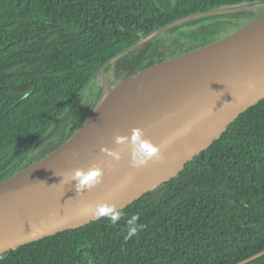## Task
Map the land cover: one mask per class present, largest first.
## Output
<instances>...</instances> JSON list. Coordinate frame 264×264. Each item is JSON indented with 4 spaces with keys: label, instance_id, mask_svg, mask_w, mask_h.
Wrapping results in <instances>:
<instances>
[{
    "label": "trees",
    "instance_id": "obj_1",
    "mask_svg": "<svg viewBox=\"0 0 264 264\" xmlns=\"http://www.w3.org/2000/svg\"><path fill=\"white\" fill-rule=\"evenodd\" d=\"M254 1L264 0H0V181L78 129L88 116L70 126L72 105L112 57L178 18ZM258 10L174 25L119 59V79ZM33 147L41 150L29 158ZM123 211L116 224L103 217L0 264H236L263 251L264 102ZM132 215L146 228L125 239Z\"/></svg>",
    "mask_w": 264,
    "mask_h": 264
},
{
    "label": "water",
    "instance_id": "obj_2",
    "mask_svg": "<svg viewBox=\"0 0 264 264\" xmlns=\"http://www.w3.org/2000/svg\"><path fill=\"white\" fill-rule=\"evenodd\" d=\"M259 9L190 46L180 48L114 84L103 81L109 65L153 41L164 30L216 13ZM105 92L82 125L61 145L0 181V258L18 248L99 220L96 204L125 209L177 177L241 117L264 102V1L233 4L178 18L124 49L99 70ZM94 77V78H95ZM252 80L255 87L246 88ZM142 127L164 158L140 167L115 135ZM124 158L109 168L101 148ZM99 164L103 182L78 194L61 183L70 170ZM114 163V162H113ZM43 181V182H42ZM264 250L236 264H247Z\"/></svg>",
    "mask_w": 264,
    "mask_h": 264
},
{
    "label": "clouds",
    "instance_id": "obj_3",
    "mask_svg": "<svg viewBox=\"0 0 264 264\" xmlns=\"http://www.w3.org/2000/svg\"><path fill=\"white\" fill-rule=\"evenodd\" d=\"M246 88L255 87V82L248 80L244 85ZM116 145H126L130 148V163L133 167H140L147 164L150 160H162L164 158L161 148L151 138L147 137L145 130L142 127H134L131 134L117 133L114 138ZM101 152L111 157L109 168L112 171L116 170L115 165L124 158V152L117 150V148H109L103 146ZM114 162V163H113ZM105 175V168L99 164H91L88 167H80L70 170L65 175L61 183L72 185L78 194H83L85 191H90L103 182ZM43 182V181H42ZM91 214L99 219L106 218L112 224H116L124 215L122 208L107 201L98 203L91 209ZM140 217L132 215L127 220V235L125 239H131L136 236L141 230L146 228L143 223H138Z\"/></svg>",
    "mask_w": 264,
    "mask_h": 264
},
{
    "label": "rangeland",
    "instance_id": "obj_4",
    "mask_svg": "<svg viewBox=\"0 0 264 264\" xmlns=\"http://www.w3.org/2000/svg\"><path fill=\"white\" fill-rule=\"evenodd\" d=\"M173 32L177 33V29ZM173 32H167L166 34H169V33L172 34ZM117 63L110 66V68L103 75V81L106 80L107 84H114L113 82L119 79L120 75H118L119 74L118 72L120 71V69L125 68V66H122V65L126 64V60H121L119 62V65L121 66H117ZM103 81L99 77L93 78L89 82L87 87L79 94V96L73 103V106L71 109L70 118L72 121H76L78 117H81L82 115H84L88 107L91 106L94 99L95 101L93 102V104L97 103L101 99L102 95L105 92V87L102 84Z\"/></svg>",
    "mask_w": 264,
    "mask_h": 264
},
{
    "label": "flooded vegetation",
    "instance_id": "obj_5",
    "mask_svg": "<svg viewBox=\"0 0 264 264\" xmlns=\"http://www.w3.org/2000/svg\"><path fill=\"white\" fill-rule=\"evenodd\" d=\"M179 25H180V24H179ZM181 27H182V24H181L180 27H178V29L181 28ZM178 29H177V32H178ZM199 41H200V40H199ZM191 45H192V44H191ZM188 46H190V45H188ZM184 47H187V46H184ZM184 47H182V48H184ZM118 75H119V74H118ZM94 101H95V99L93 100V102H94ZM93 102H92L91 106L88 107V109H87V111H86V113H85L84 115H87V116H88V115L90 114V112L94 109V108H93ZM72 106H73V105H72ZM84 115H82L81 117H83ZM81 117H78L77 120H78L79 118H81ZM77 120H76V121H77ZM85 120H86V119H85ZM76 121H72L71 118H70V126H71L72 124H73V126H74ZM81 125H82V124H81ZM81 125H80V126H81ZM80 126H79V127H80ZM79 127H78V128H79ZM56 148H57V147H56ZM40 150H41V149L38 148V147H33V151L29 152L27 155H28L29 158H32V157H33V154H34V153H39ZM50 152H51V151H50ZM48 153H49V152H48ZM46 154H47V153H46ZM46 154H45V155H46ZM33 162H34V161H33ZM30 163H31V162H30Z\"/></svg>",
    "mask_w": 264,
    "mask_h": 264
}]
</instances>
